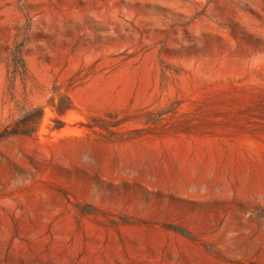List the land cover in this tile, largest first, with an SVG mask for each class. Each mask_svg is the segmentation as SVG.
<instances>
[{"label":"rangeland","instance_id":"obj_1","mask_svg":"<svg viewBox=\"0 0 264 264\" xmlns=\"http://www.w3.org/2000/svg\"><path fill=\"white\" fill-rule=\"evenodd\" d=\"M7 125L0 264H264V0H0Z\"/></svg>","mask_w":264,"mask_h":264},{"label":"trees","instance_id":"obj_2","mask_svg":"<svg viewBox=\"0 0 264 264\" xmlns=\"http://www.w3.org/2000/svg\"><path fill=\"white\" fill-rule=\"evenodd\" d=\"M16 56L20 58L22 65L24 66V60L20 51L17 52ZM55 105L59 113H64L71 108L70 99L66 95L62 97V101L60 103ZM42 115H43V107L42 106L35 107L31 111H29L26 122H24L23 124H38L40 119L42 118ZM29 127L31 126H20V125H15V126L7 125L4 127L0 126V140L17 133H28V131H31V128Z\"/></svg>","mask_w":264,"mask_h":264}]
</instances>
